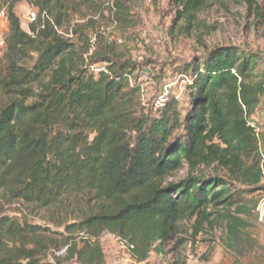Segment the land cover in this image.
Masks as SVG:
<instances>
[{"label": "trees", "instance_id": "obj_1", "mask_svg": "<svg viewBox=\"0 0 264 264\" xmlns=\"http://www.w3.org/2000/svg\"><path fill=\"white\" fill-rule=\"evenodd\" d=\"M20 1L0 0L9 26L0 67V197L37 211L56 207L71 220L54 223L65 234L57 240L49 228L0 214V264H105L104 233L145 263L165 252L179 221L195 216L200 227L213 207L225 209L218 218L237 238L246 224L230 209L240 213L241 193L264 189L250 122L264 100L260 55L207 51L178 72L189 80L184 113L174 97L153 109L143 102L138 65L100 31L88 34L92 20L57 33L78 2L23 0L37 14L25 31L14 13ZM213 1L169 0L173 21L189 29ZM237 1L264 27V0ZM108 15L125 29L137 24L128 0H112ZM77 34L79 52L64 36ZM213 164L228 178L200 173Z\"/></svg>", "mask_w": 264, "mask_h": 264}, {"label": "rangeland", "instance_id": "obj_2", "mask_svg": "<svg viewBox=\"0 0 264 264\" xmlns=\"http://www.w3.org/2000/svg\"><path fill=\"white\" fill-rule=\"evenodd\" d=\"M75 1L80 6L70 12V20L64 22L61 33L92 20L93 29L88 34L94 36L95 32L100 31L105 42L115 44L118 52L124 53L138 65V83L143 102L153 109L160 108L168 98L174 97L184 113L188 108L189 80L178 72L186 64L204 57L211 49L230 47L258 54L263 63L260 69L264 68V27L259 26L252 12L237 0L210 2L197 14L189 29L183 21H173L175 10L169 5V0H128L133 19L137 21L134 27L128 29L110 22L108 12L112 0ZM31 12L36 13L35 8L23 0L14 8L25 31H28V14ZM8 30L7 20L0 19V33L5 44L0 48V67L5 64L8 55ZM68 39L77 52L84 49V42L78 34ZM91 42H94L92 37ZM250 122L258 134V159L261 164L264 157V100ZM200 173L220 178H228L229 174L216 164L201 168ZM233 182L241 190L249 189L239 179H233ZM237 206L241 208L240 213L235 207L230 212L246 224L237 238L232 239L228 235L225 221L218 218L217 212L223 213L225 209L213 207L208 210V221L200 227H197L198 219L195 216L179 221L170 230L165 252H153L141 264H264V189L241 193ZM0 214L49 228L57 240H60V234L64 231L54 223L71 220V215L68 216L56 207L37 211L16 202L7 204L1 197ZM99 241L105 264H139L131 257V248L116 237L104 233ZM60 264L75 263L63 259Z\"/></svg>", "mask_w": 264, "mask_h": 264}, {"label": "built area", "instance_id": "obj_3", "mask_svg": "<svg viewBox=\"0 0 264 264\" xmlns=\"http://www.w3.org/2000/svg\"><path fill=\"white\" fill-rule=\"evenodd\" d=\"M5 15H6L5 11L2 9L0 11V19H2L3 21L7 20L6 19L7 17H5ZM36 17H37V14L35 12L29 13L28 14L29 22L31 23V22L35 21ZM57 33L61 34L60 31H57ZM64 36H65V38H70L71 37V35H64ZM4 45H5L4 44V39H3L2 34L0 33V48H3ZM251 126L255 128V126L253 124H251ZM260 182H261L262 185H264V157L262 159V163L260 164ZM257 211H259V210H257ZM63 253H64V251H62V252H60V253H58L56 255H62Z\"/></svg>", "mask_w": 264, "mask_h": 264}]
</instances>
